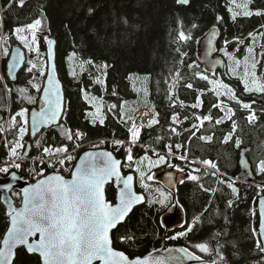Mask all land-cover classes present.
<instances>
[{"label": "trees", "instance_id": "obj_1", "mask_svg": "<svg viewBox=\"0 0 264 264\" xmlns=\"http://www.w3.org/2000/svg\"><path fill=\"white\" fill-rule=\"evenodd\" d=\"M242 4L246 5L243 11L264 12V0H242ZM0 9V44L5 41L10 47L18 43L14 37L16 28L30 25L37 19L41 21L38 47L44 52L47 40L55 42L56 68L65 95L60 123L28 142L26 133L22 140L26 159L18 152L20 159L10 158V149L19 137V121L16 119L15 126L6 121L21 109L35 106L38 92L34 102L25 101L19 89L34 91L27 84L30 78L24 72L25 66L16 80L9 82L5 76L6 58L0 60V166L17 161L20 164L17 173L32 181L31 174L35 172L43 170L44 175L52 172L48 166L50 158L43 152L45 147H67L69 152L77 145L90 143H102L101 147L125 164L128 129L134 112L146 107L158 123L151 127L148 123L142 129L138 144L131 150L133 163L126 167L137 166L145 156H163V163L183 169L186 178L171 194L148 181L151 191L156 188L168 199L164 204H151L148 198L145 205L136 207L113 232L114 247L135 257L158 248L182 246L206 260H213L218 259L215 250L219 246L225 257L224 264H264V253L256 249V237L252 233L253 229L257 230L256 201L258 195L264 196V189L255 185L264 176L257 172L259 161L264 159V93L246 92L241 80L244 69L232 66L236 59L244 62L247 57L252 62L254 57L259 62L257 77L264 81V36L259 35L264 33L261 27L264 15L245 17L230 0H189L186 5L178 4L177 0H23V6L17 0H0ZM233 12L241 14L233 19ZM214 27L219 31L218 54L225 61L226 69L224 73L207 75L196 62L195 43ZM180 32L190 38L181 41ZM249 33L255 34L254 38ZM249 47L253 49L252 54L247 51ZM223 52L234 59L230 60ZM71 60L79 63L82 69L75 67L70 71ZM197 73L228 85L241 103L227 95L217 96L213 84L200 79ZM98 79L103 83H97ZM189 83L192 88L186 87ZM172 85L174 87L170 88ZM141 88L144 94L139 91ZM93 97L100 102L103 124L98 119L93 123V117L88 115L92 113L88 100ZM197 97L201 103L193 107ZM241 104L250 105L249 109L258 116L255 122L247 123L246 115L250 110L243 109ZM224 105L232 109L231 119L216 124V120L222 118L221 106ZM198 115L210 116L211 120L205 121L195 132L197 128L193 125H197ZM173 116L177 117V123H173ZM173 128L175 132L171 131ZM77 131L83 134L80 139L75 137ZM69 133L72 140L67 139ZM228 135L231 139L225 143ZM201 136L212 139L201 140ZM237 139L241 141L240 148L235 146ZM116 141L122 143L117 145ZM241 151L251 164L254 184L241 182L244 176L238 166ZM178 156H186L187 160L176 158ZM189 160L215 163L221 173L240 181L233 182L238 194L234 196L227 187L231 180L216 177ZM73 165L74 161L66 162L59 173L68 177ZM190 173L199 179L189 180ZM144 178L147 179V174ZM139 180L136 188L143 192ZM12 196L17 203L16 196ZM106 198L114 199L111 185L106 188ZM230 200L231 207L228 206ZM174 204L182 209L184 224L178 229L166 230L160 224V216ZM194 217H199V221L192 231L171 241L170 237L193 224ZM7 224L6 209L0 200V237ZM121 237L132 239L122 241ZM197 243H207L210 253L198 252L193 247ZM14 264H40V261L37 256L20 249Z\"/></svg>", "mask_w": 264, "mask_h": 264}, {"label": "snow or ice", "instance_id": "obj_2", "mask_svg": "<svg viewBox=\"0 0 264 264\" xmlns=\"http://www.w3.org/2000/svg\"><path fill=\"white\" fill-rule=\"evenodd\" d=\"M234 2V0H233ZM177 3L188 4L189 0H177ZM21 6H23V0H21ZM246 8V5L244 6ZM231 12L232 9L230 8ZM241 13L233 12V19ZM264 15V12L256 11L253 13L249 10H244L242 15L250 17L251 15ZM219 20V17L217 18ZM41 21L35 20L32 24L25 27H19L15 29V33L26 46L31 47L28 44L26 35H22L27 31L31 32L32 39L31 44L36 43L35 33L39 28ZM195 27V25H194ZM261 27H264L262 25ZM259 35L264 36V33ZM250 37L255 36L253 33H249ZM190 37L186 36L183 32L179 33V39L181 41L187 40ZM48 43V61L51 62L53 58L52 53V40H47ZM249 54H252L253 49L249 47L247 49ZM7 55V50L4 52ZM225 55H229L225 52ZM229 59L234 58L229 55ZM91 63V61H88ZM234 63L237 67L240 66L241 61L236 59ZM259 63L253 57L251 64L248 62V58L244 61V72L241 76V80L246 92H257L264 93V81H261L257 77L256 65ZM106 68L107 65H104ZM189 67H192L189 65ZM30 70V69H29ZM230 71L232 69L230 68ZM54 68L48 72L47 86L44 88V104L45 107L40 110L39 113H32V128L35 132L42 125L55 124L62 114V96L59 91V84L54 80L53 77ZM43 75V73H41ZM202 80H208L205 75L196 74ZM97 83H103L101 80H97ZM210 84H215L216 89H224V95L229 96L230 99L235 100L236 103H241L233 90L226 84L221 83L219 80L211 81ZM33 87L40 90L39 86L33 84ZM174 87V85L170 86ZM186 87L192 88L191 83L187 84ZM23 95L25 89H19ZM217 96L221 93L217 90ZM25 99L29 103L34 102L30 96H25ZM87 99V97H85ZM96 100L95 97L92 98ZM201 101L197 97L196 104L193 107L200 105ZM115 107V106H113ZM217 107V105H213ZM245 109H249V104H243ZM232 109L228 108L227 118L231 119ZM88 115L93 117V123L97 119L103 124V118L101 117V107L95 106V111ZM16 116L21 117L24 124H27V110L21 109ZM16 116L11 118V126H15ZM197 120L204 121L211 120L210 116L196 117ZM249 123L255 121L256 117L254 113H251L247 117ZM173 123H177V117L173 116ZM221 119L216 120V124H220ZM158 121L153 118L149 121V127ZM235 122H233V130H235ZM193 128H197V125H193ZM2 130V129H0ZM175 132L176 129H171ZM26 128L20 127L19 138L23 140ZM131 134L130 143H135L139 137V129L133 123L132 128L129 129ZM194 134V133H193ZM82 133L76 132V139L82 137ZM68 140H72L73 136L71 133L67 135ZM201 140L211 141L212 137L201 136ZM231 139V135L225 136L224 142L227 143ZM121 141H116L117 145H120ZM23 145L16 142L11 147L9 156L10 158L20 159L17 155V149ZM78 146V145H77ZM235 146L240 148L241 141L236 140ZM180 146L177 145V148ZM128 152L127 159L132 161L131 149H126ZM44 155L50 159L48 166L55 168L59 165L61 168L64 167L66 162H71L74 158L71 155H65L68 152L67 147H59L52 149L45 147L43 149ZM180 159H186V156L179 157ZM147 160V156L143 158ZM165 158L159 157L160 161ZM140 161V163H142ZM194 163H202L205 166L216 169V164L209 161H194ZM153 162L149 160L151 166ZM13 167L19 169L20 164L12 163ZM183 171V169H178ZM140 173L141 180L143 181L145 173L138 167L136 169ZM193 171H199V169H193ZM257 172L264 174V159L260 160L257 165ZM0 173H8V167L0 168ZM38 175L43 176V170ZM207 175V173H205ZM17 177L13 174L12 179L15 180ZM113 178L116 182L122 183L123 187L119 189L116 194V203L113 204L106 199L105 196V185L112 182ZM189 180L197 181L199 178L191 173L187 177ZM147 179H152L151 176ZM131 175L126 178H122L120 173V161L112 157L111 153L99 152V153H85L80 158L79 163L74 166V170L71 171V178L65 179L59 174V170L52 175H48L42 179H39L36 184L24 188L22 194V207L12 208L8 213L9 226L6 232L0 237V264H14L17 251L21 247L25 249L29 255H38L40 258V264H170L174 261L175 264H183L182 258H186L192 261H201L199 255H195L190 252L187 248L176 249L175 252L179 255H172L173 250L169 249V256L167 259L163 256L157 257H145L143 259H130L123 252L116 251L112 247V240L110 232L119 223L125 220V217L131 212L132 208L141 203L143 197L137 195L132 190ZM183 181H181L182 183ZM219 183H225V181H219ZM145 186L146 185H143ZM10 187V185L8 186ZM202 187V186H201ZM227 187L231 189L233 195L238 194V189L234 186L233 182H227ZM161 199L157 201H149V203H160L168 199V197L161 192ZM260 212H259V227L252 230L253 236L256 237L255 247L256 249L264 253V199L259 201ZM228 206H232V201H228ZM199 221V217H194L193 225ZM192 231V225H189L185 232H180L178 236H185L187 232ZM132 239V237H121L122 241ZM170 239H176V237H170ZM193 247L200 253L209 254L210 248L207 243H197ZM216 256L218 259H213L209 264H224L225 257L220 253L219 246L216 248Z\"/></svg>", "mask_w": 264, "mask_h": 264}, {"label": "water", "instance_id": "obj_3", "mask_svg": "<svg viewBox=\"0 0 264 264\" xmlns=\"http://www.w3.org/2000/svg\"><path fill=\"white\" fill-rule=\"evenodd\" d=\"M178 4H180V3H178ZM180 5H185V4H180ZM218 38H219V31L217 28L214 27V28H210L204 34H202L197 39V41L195 43V59H196L197 63L202 67L203 71L207 74H214L217 71L224 73V71H225L224 60L220 55L217 54L218 53V47H217ZM54 48H55V42L53 41V44H52L53 58H52L51 62L48 61V44L46 45V48H45L46 71H45V75H44V79L42 82L41 89L39 91L37 103H36L35 107H32L31 109H29L28 114H27L28 138L26 139V142H28L29 140H33L43 130L57 126L60 123L62 116H63V113H64L65 95H64L62 83H61V81L58 77V73H57L56 62H55V49ZM25 61H26V55H25L24 49L21 48L19 44H13L11 47V51H10V53L6 59V62H5V76L9 82H14L16 80V77H17L19 71L21 69H23V67H24ZM53 68H54L53 77H54V80L59 84V91H60L61 96H62V109H63V111H62L61 117L58 119V121L55 124L42 125L34 132L33 128H32V113L33 112L39 113L40 110L45 107L44 99H43V97H44V91L43 90L47 86L48 72L52 71ZM89 152H92V153H99V152L111 153L109 150H106L104 148L85 150L78 155V157L75 160L74 166L77 163H79L80 158L82 156H84L85 153H89ZM111 155L114 159L119 160L114 156V154L111 153ZM23 157H26L25 153L23 154ZM119 161H120V173H121L122 178H126L127 176L131 175L133 177L132 190L137 195L143 197L142 202L136 204L132 208V210H131V212H132L136 207L145 204V197L141 193L136 192V190H135V183H136L135 176L132 173L124 174L122 172V162H121V160H119ZM74 166H73L72 170H74ZM238 166H239L241 171H244L246 173V176L244 179L247 182L252 181L253 178H252V173H251V166H250L247 158L244 156L243 152L240 153V155H239ZM71 171H70V174L68 177H64L63 175L62 176L65 179H70L71 178ZM13 174L17 177L15 180L12 179ZM52 174H54V173L47 174V175H45L39 179H42V178H44L48 175H52ZM153 179L156 182H158L165 190L173 193L176 185L184 179V176L182 174H179L177 171H175L171 168H167V169L155 172L153 174ZM37 181H33V182L29 181L28 179L24 178L22 175L16 173L15 171H11L4 176L0 175V200H1L2 205L5 207L7 213L12 208L18 209V208L22 207L23 189L36 184ZM9 185H10V187H8ZM109 185H111L114 189V199H113V201H109L107 198L106 199L109 202L115 204L116 203V194L119 191V189L121 187H123V185H122V183L116 182L115 179L113 178L112 182L105 185V196H106V188ZM12 192L18 194L19 205H15V202H14L13 198L11 197ZM261 199H264V197H260L256 201L257 231H258V227H259V212H260L259 201ZM131 212L125 217V220L123 222L119 223L115 228H113L111 230V232H110L111 240H112L113 232L126 221V219L131 214ZM7 221H8V224H7V228H8V226H9L8 215H7ZM183 223H184V215H183L181 209L178 207H171L167 212H165L160 217V224L167 230H173L176 228H180L183 225ZM7 228H6V230H7ZM6 230H5V232H6ZM112 247L116 251H120L114 247L113 242H112ZM183 248H185V247L171 246V247H167V248H158V249H155L153 251H150L149 253H147L143 256H135V257H130L127 254H125L124 252L123 253L126 256H128L130 259H137V258L143 259V258L149 257V256H151L153 258L157 257V256H163L167 259V257L169 256V253H168L169 249L173 250L172 255H179V253H176L175 250L176 249H183ZM20 249L25 250L23 247H21ZM20 249H18V250H20ZM120 252H122V251H120ZM193 254H195V253H193ZM33 255H35V254H33ZM195 255H197V254H195ZM35 256H37L39 258L38 255H35ZM39 261H40V258H39ZM182 261H183V264H209V262L211 260H206V259L201 258V261H192V260H188L186 258H182ZM170 264H175V262L171 261Z\"/></svg>", "mask_w": 264, "mask_h": 264}, {"label": "rangeland", "instance_id": "obj_4", "mask_svg": "<svg viewBox=\"0 0 264 264\" xmlns=\"http://www.w3.org/2000/svg\"><path fill=\"white\" fill-rule=\"evenodd\" d=\"M18 1V3L19 4H21V0H17ZM230 3H231V5H234L235 7H236V9L239 11H243L242 9L244 8L243 7V4H242V0H234V2H233V0H230ZM2 11H1V9H0V19H1V15H2V13H1ZM37 34H38V29H37V31H36V33H35V36H36V43L34 44V45H32L31 44V39H32V34H31V32H29V31H27V29H26V31H25V33H23L22 35H26L27 36V39H28V44L29 45H31V47H29V46H26V44L24 43V42H22L20 39H18V37H17V35H16V33H14V37H15V39L17 40V42L21 45V47L24 49V51H25V55H26V62H25V70H24V72H25V74H27L28 76H29V80L27 81V84L28 85H30V86H32L33 87V84H36V85H38L39 86V88H41V86H42V82H43V77H44V75H45V71H46V61H45V52H41L40 50H39V47H38V43H37ZM45 39V38H44ZM2 40H3V38H2ZM5 50H7V55H5L4 54V52H5ZM9 53H10V44L9 43H7V42H5V41H2V43L0 44V60L1 59H3V58H6V57H8V55H9ZM224 53V52H223ZM224 55H225V53H224ZM245 61V60H244ZM249 62V64H251V60L250 61H248ZM77 62L76 61H69V68H70V71L73 69V68H75V67H77V68H79L80 70L82 69L81 67H79V63H78V65L76 64ZM232 66L233 67H237L236 66V64H233L232 63ZM240 66L244 69V62H241V64H240ZM98 67V66H97ZM30 69V70H29ZM41 73H43V75H41ZM135 79V78H134ZM213 88H215V90L217 91H219L220 93H221V95H224L223 93H224V89H216V86H215V84H213ZM33 89H34V91H31V92H29V90H26L25 91V93L22 95L21 94V97H23V99H25L24 97L25 96H30V97H32L33 98V100L35 99V97L37 96V89L36 88H34L33 87ZM134 89H136V87H134ZM139 91L142 93V94H144V89L143 88H141V89H139ZM226 96V95H225ZM25 101H28L27 99H25ZM88 102L90 103V105L92 106V110H91V112H94L95 111V106H100V102H99V100L98 99H96L95 101H93L92 100V98H90L89 100H88ZM145 106H146V104H145ZM241 106H242V108L243 109H245L244 107H243V104H241ZM221 110H222V118H221V120L222 121H224V120H227L228 118H227V112H228V107L226 106V105H224V106H221ZM25 110H27V109H25ZM250 110V109H249ZM21 111V110H20ZM139 112H144V113H149V110H147V108L146 107H141V108H138L137 109V112L134 114V120H135V117H136V115L139 113ZM18 113V112H17ZM27 114H28V110H27ZM150 114V113H149ZM147 116H146V120H145V125L146 124H148L149 123V121L152 119V117H151V115H148V114H146ZM14 116H16V114L14 115ZM12 118V117H11ZM11 118L10 119H8L7 121H6V123L8 124V125H10L11 126ZM16 119H18V121H19V129H20V127H25L26 128V132H25V134L27 133V124L25 125L24 124V122H23V120L21 119V117H19V116H16ZM99 120V119H98ZM25 136V135H24ZM18 141H19V143L20 144H22L23 142H22V140H20V138L18 137ZM103 144L102 143H90V144H86V145H81V146H77L74 150H72V151H70V152H67L65 155H71V156H73V160L72 161H75V159H76V157L81 153V152H83L84 150H86V149H94V148H97V147H100V146H102ZM84 148V149H83ZM54 150V149H53ZM17 152L18 153H23L22 152V147L21 148H18L17 149ZM154 157V156H153ZM149 160H151L152 162H153V164L150 166L149 165ZM141 161V160H140ZM140 161H139V163H138V165L137 166H134V167H132V169L133 170H136L138 167L145 173V175L147 174V177H149V176H151L152 177V174H153V171H151L152 169H155V168H159L160 166H162L163 165V163H162V161H160L159 160V157L157 156V157H154V158H148L147 160H143V162L142 163H140ZM12 163H18L17 161H11V162H9V163H5V164H2L1 166H0V168H3V167H8V172L9 171H18L19 169H17V168H15V167H13V166H11L12 165ZM19 164V163H18ZM50 168H52V172H50V173H53V172H57V170H59V168H60V166L59 165H56V167L55 168H53V167H50ZM38 173L39 172H35V173H33V174H31V175H33L32 177L34 178V177H37V178H39V177H41L40 175H38ZM138 174H137V176H138V178L139 179H141V176H140V173L139 172H137ZM1 174H5V173H1ZM263 180H264V176H263V178H262ZM262 179L260 180L261 182H262ZM150 180H152V179H150ZM149 179H143V181L141 180V182H139V186L140 187H143L144 188V190H145V193H146V195L149 197V200L150 201H154V199H161V197H160V190L158 191V189H156V188H154L153 189V191H151V189L150 188H148L147 186V184H148V181H150ZM146 183V187L145 186H142V183ZM15 196H16V199H17V203H19V196L17 195V194H14ZM152 204V203H151Z\"/></svg>", "mask_w": 264, "mask_h": 264}, {"label": "flooded vegetation", "instance_id": "obj_5", "mask_svg": "<svg viewBox=\"0 0 264 264\" xmlns=\"http://www.w3.org/2000/svg\"><path fill=\"white\" fill-rule=\"evenodd\" d=\"M168 166V165H167ZM165 167V166H164ZM163 166H160L159 168H157V170H155L154 172H156V171H158V170H164L165 168H164Z\"/></svg>", "mask_w": 264, "mask_h": 264}, {"label": "bare ground", "instance_id": "obj_6", "mask_svg": "<svg viewBox=\"0 0 264 264\" xmlns=\"http://www.w3.org/2000/svg\"><path fill=\"white\" fill-rule=\"evenodd\" d=\"M141 125H142V122H140V123H137V128H140L141 127Z\"/></svg>", "mask_w": 264, "mask_h": 264}]
</instances>
